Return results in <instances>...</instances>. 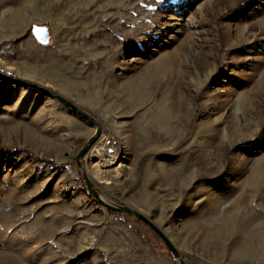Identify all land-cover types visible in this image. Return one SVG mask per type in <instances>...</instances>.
<instances>
[{"label":"rangeland","instance_id":"1","mask_svg":"<svg viewBox=\"0 0 264 264\" xmlns=\"http://www.w3.org/2000/svg\"><path fill=\"white\" fill-rule=\"evenodd\" d=\"M2 40L1 70L94 121L0 79V146L67 161L0 152V264H178L83 175L185 264H264V0H0Z\"/></svg>","mask_w":264,"mask_h":264},{"label":"water","instance_id":"2","mask_svg":"<svg viewBox=\"0 0 264 264\" xmlns=\"http://www.w3.org/2000/svg\"><path fill=\"white\" fill-rule=\"evenodd\" d=\"M31 33L34 35V37L36 38L37 41L41 42V43H47L50 39V33L48 31L47 26L42 25V24H32L31 28H30ZM0 79L2 80H8L10 82H15V83H20V84H27V85H31L34 86L36 88H39L40 90H43L45 92H48L49 94L57 97L58 99H60L61 101H63L64 103H66L67 105H69L70 107H72L73 109H75L76 111H78L79 113L83 114L84 116H86L87 118L91 119L94 121L93 117L91 115L88 114L87 111H85V109H83L82 107H80L79 105L73 103L72 101H70L69 99H67L65 96L49 90L43 86L37 85L36 83H33L31 81L28 80H24L22 78L19 77H14L12 75H10L9 73L3 71L0 69ZM96 126L98 127V123H96ZM77 158V157H76ZM84 176V180L87 184L88 190L91 191L94 195H96V197L101 201L102 204H104L107 208L112 209V210H119V211H131L132 213H134L137 217H139L140 219H142L144 222H146L159 236L160 238L164 241L165 245L167 246V248L169 249V251L172 253V255L176 258V261L178 262V264H185L182 255L180 254L179 250L173 245V243L167 238V236L163 233V231L157 227L150 218H148L147 216H145L143 213H141L140 211L128 206V205H112L109 204L108 202L102 200L101 198H99L97 196V193L93 190L91 184L89 183L87 177L85 175Z\"/></svg>","mask_w":264,"mask_h":264},{"label":"bare ground","instance_id":"3","mask_svg":"<svg viewBox=\"0 0 264 264\" xmlns=\"http://www.w3.org/2000/svg\"><path fill=\"white\" fill-rule=\"evenodd\" d=\"M169 54V53H168ZM172 56H168L167 58V63H168V65H167V63H166V65L167 66H171V67H169V71H170V81L172 82V80L174 79V78H177V79H182V77H183V72H184V70H183V66H181V65H179V62L177 63V66H175V63H174V61H173V59L171 58ZM170 61V62H169ZM161 63H162V60L160 61ZM159 62V63H160ZM165 63V62H164ZM158 65V64H157ZM162 65H163V63H162ZM165 65V64H164ZM179 66H181V67H179ZM167 67H165V69H166ZM162 72V71H161ZM167 78H168V76H167ZM153 81H155V80H153ZM173 81H176V79L175 80H173ZM175 83V82H174ZM183 99V98H182ZM180 101H182V100H180ZM181 104V103H180ZM172 106H175V107H177V105H175V103H172V104H170L169 105V110H172L171 108H172ZM173 111V110H172ZM112 136V135H111ZM113 138V142H114V145H113V152L114 153H112L111 155H109L108 154V152L105 150V148L100 144V146H97V148L95 149V151H94V153L96 152H98V154L100 155H106V153L108 154L107 155V160H109L110 159V163H108L109 161H107V165H106V168H105V171H104V174L105 175H108V176H116L117 175V172L119 171V170H121V166H122V164H119L118 166H117V162H115V159H118V156H117V152L119 151V146L117 145V142H116V140L114 139V137H112ZM100 143V142H99ZM115 158V159H114ZM112 160H113V162H112Z\"/></svg>","mask_w":264,"mask_h":264},{"label":"trees","instance_id":"4","mask_svg":"<svg viewBox=\"0 0 264 264\" xmlns=\"http://www.w3.org/2000/svg\"><path fill=\"white\" fill-rule=\"evenodd\" d=\"M9 40H2L0 41V47L3 46L4 44H6ZM18 151H22L24 152L29 158H32V159H37V160H40L43 164H46L48 166H52V167H55L56 169L60 170V169H64L67 165V161H63V162H57L55 161L54 159L52 158H49V157H39V156H36L35 154H33L29 149L27 148H24V147H12V148H6V147H3V146H0V152L1 153H16ZM91 197L95 198L94 195L90 194ZM112 212L115 214V215H119L120 212L119 211H114L112 210ZM167 254L169 256H171L172 258H174V256L172 255V253L168 250L167 251Z\"/></svg>","mask_w":264,"mask_h":264},{"label":"built area","instance_id":"5","mask_svg":"<svg viewBox=\"0 0 264 264\" xmlns=\"http://www.w3.org/2000/svg\"><path fill=\"white\" fill-rule=\"evenodd\" d=\"M99 141L100 144L105 148V150L108 152L109 155H111L113 152V138L111 136L110 132L101 131L99 135Z\"/></svg>","mask_w":264,"mask_h":264}]
</instances>
